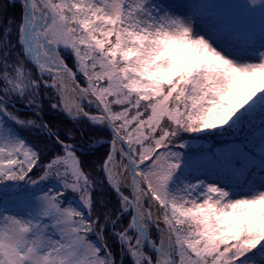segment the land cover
<instances>
[{"label": "snow or ice", "instance_id": "snow-or-ice-1", "mask_svg": "<svg viewBox=\"0 0 264 264\" xmlns=\"http://www.w3.org/2000/svg\"><path fill=\"white\" fill-rule=\"evenodd\" d=\"M0 264H264V0H0Z\"/></svg>", "mask_w": 264, "mask_h": 264}, {"label": "trees", "instance_id": "trees-1", "mask_svg": "<svg viewBox=\"0 0 264 264\" xmlns=\"http://www.w3.org/2000/svg\"><path fill=\"white\" fill-rule=\"evenodd\" d=\"M29 140H30L31 142H33V143H38V141H34V140H32L31 137H29ZM100 152H103V149H100Z\"/></svg>", "mask_w": 264, "mask_h": 264}]
</instances>
